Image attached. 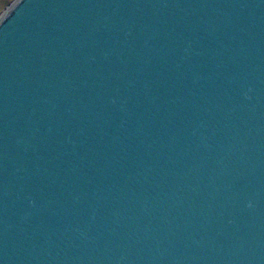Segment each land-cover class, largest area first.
I'll use <instances>...</instances> for the list:
<instances>
[{
	"label": "water",
	"instance_id": "1",
	"mask_svg": "<svg viewBox=\"0 0 264 264\" xmlns=\"http://www.w3.org/2000/svg\"><path fill=\"white\" fill-rule=\"evenodd\" d=\"M0 264H264V0L10 2Z\"/></svg>",
	"mask_w": 264,
	"mask_h": 264
},
{
	"label": "rangeland",
	"instance_id": "2",
	"mask_svg": "<svg viewBox=\"0 0 264 264\" xmlns=\"http://www.w3.org/2000/svg\"><path fill=\"white\" fill-rule=\"evenodd\" d=\"M13 0H0V13L7 7V5Z\"/></svg>",
	"mask_w": 264,
	"mask_h": 264
}]
</instances>
